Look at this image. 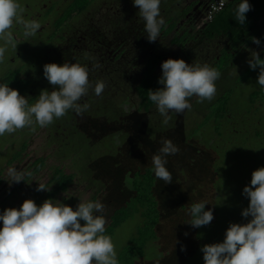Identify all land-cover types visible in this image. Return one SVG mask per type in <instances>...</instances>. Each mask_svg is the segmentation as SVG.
Wrapping results in <instances>:
<instances>
[{"label":"rangeland","instance_id":"rangeland-1","mask_svg":"<svg viewBox=\"0 0 264 264\" xmlns=\"http://www.w3.org/2000/svg\"><path fill=\"white\" fill-rule=\"evenodd\" d=\"M58 1L54 0L53 6ZM17 2L26 20H32L43 11L42 3H49L48 0ZM47 12L49 19L58 17L52 8L43 11L39 23ZM11 31L18 32L19 36L23 34L22 26L15 23ZM172 38V34L164 35L147 43V50L136 54L138 62H144L152 54L151 50L163 52V49L168 59H176L180 43L173 45ZM3 45L0 40V46ZM210 47L214 57L203 58L200 65L224 69L215 82L214 99L199 103L193 96L189 100L191 110L186 109L182 114L170 111L171 119L167 124L163 123L164 117L156 105L147 113L139 108L140 98L137 93L132 94V86L138 81V77H134L120 86L119 92L124 91V97L111 99L118 93L105 87L103 94L108 97H104L99 106L90 102L92 108L88 110L92 112L87 116H76L73 111L68 118L47 127L34 122L0 136V214L7 208L19 209L26 199L42 205L46 191H36L38 183L50 187L54 168L63 166L66 172L74 174V179L68 190L61 192L53 202L59 201L73 210L80 202H101L107 221L104 235L111 237L118 260L144 219L140 213H134L110 231L112 213L131 200L135 171L151 165L161 140L170 139L179 148L177 154L166 157V167L173 180L165 184L155 177L153 190L160 213L156 238L147 245L145 256L134 264H204L200 250L203 245L223 242L230 223L243 224L251 219L241 215L249 204L242 192L250 185L252 172L264 167V102L251 105L248 101L250 91L260 86L257 83L259 70H252L247 63L250 50L261 54L264 44L257 46L251 42L234 52L230 40L223 35L212 41ZM227 47L233 51L232 60L227 65L224 60L215 64V56ZM9 54L7 47L4 60L0 62V85ZM162 62L158 69L161 76ZM223 89L227 95L233 91V96L229 113L218 131L211 120L210 107ZM41 156L44 164L34 170L33 163ZM12 167L31 175L10 185L7 170ZM197 202L206 203L205 210H213L210 225L194 228L189 224L190 205ZM2 226L0 222V228ZM182 245L185 251H181Z\"/></svg>","mask_w":264,"mask_h":264},{"label":"clouds","instance_id":"clouds-1","mask_svg":"<svg viewBox=\"0 0 264 264\" xmlns=\"http://www.w3.org/2000/svg\"><path fill=\"white\" fill-rule=\"evenodd\" d=\"M161 0H133L138 15L143 19L149 42H155L164 20L160 17ZM252 10L248 0H241L235 10V20L244 25L246 14ZM23 8L17 0H0V62H3L7 47L13 49L19 44L11 31L14 23L22 26L25 37L35 36L41 25L35 19L26 20ZM260 45V39L250 38ZM247 60L252 70L259 67L257 83L264 88V59L258 51L250 50ZM100 67V65H95ZM162 76L158 83L163 85L155 91H148V98L156 105L167 124L170 111L182 114L191 110L190 98L197 102L211 101L216 95L215 82L221 73L208 64H188L183 59L169 58L162 62ZM44 77L53 86L52 91L41 90L35 104L29 105L28 98L8 85H0V136L12 134L18 129L31 126L34 122L47 127L54 119L62 118L69 110L77 115L86 112L90 105L79 101L88 95L89 89L101 96L104 81H89V69L77 63H48L43 66ZM179 148L170 140L162 139L158 153L152 157L155 177L170 184L172 173L167 169L169 155H175ZM12 182L24 181L25 173L15 167L7 170ZM38 183L36 191H49ZM242 195L249 199L248 207L242 210L247 223H230L223 242L203 245L204 264H264V167L252 172L250 185L243 188ZM206 203L190 205L192 217L189 224L194 228L210 225L214 219L213 210H205ZM105 206L99 202H80L76 209L59 201L46 199L42 205L26 199L19 209L7 208L0 214V264H118L115 246L111 237L104 235ZM99 213V214H97ZM81 221L84 223L81 224ZM187 235V233H185ZM178 243V241H177ZM181 246V251H185Z\"/></svg>","mask_w":264,"mask_h":264},{"label":"flooded vegetation","instance_id":"flooded-vegetation-1","mask_svg":"<svg viewBox=\"0 0 264 264\" xmlns=\"http://www.w3.org/2000/svg\"><path fill=\"white\" fill-rule=\"evenodd\" d=\"M48 1L49 3L41 4V9L48 11L54 8L58 17L49 19L50 13L47 12L35 36H19L18 32H13L19 44L16 49L8 46L10 54L5 62L6 69L18 70L23 73L25 80H32L30 88L22 96L28 100L34 97L33 104L40 95L39 82L36 80H47L42 73L45 64L63 65L66 62L85 66L89 69V81L93 86L97 81H104L109 90L118 93L111 97L115 99L125 96L124 91L119 92L124 82L134 77L141 79L146 68L145 61L149 56L161 55L157 71L161 62L168 59L163 53L164 49L163 52L151 50L152 54L144 62H138L136 54L146 51L149 41L144 29L145 22L138 15L139 9L134 7L133 0H88L84 8L76 5V0H59L54 6V0ZM210 1L161 0L160 17L164 24L159 37L172 34V44H178L179 41L181 45H177L179 50L175 55L176 59L200 65L203 58L207 59L210 55L214 57L210 44L223 35L210 37L206 34V27L212 20L207 19ZM43 11L37 13L33 19L40 21ZM65 13L69 14L62 24L57 25V21ZM174 39L176 42H173ZM217 56L219 58V54ZM97 64L100 67H95ZM136 84L132 86V94L137 93ZM48 88L49 92L53 90L51 84ZM105 95L102 93L101 96H96L90 88L88 95L79 103L89 104L93 101L94 106H99L103 98L108 97ZM140 109L146 113L151 111V108ZM71 112L68 113L70 116L73 114L72 110ZM91 112L90 109L81 116H87Z\"/></svg>","mask_w":264,"mask_h":264},{"label":"trees","instance_id":"trees-1","mask_svg":"<svg viewBox=\"0 0 264 264\" xmlns=\"http://www.w3.org/2000/svg\"><path fill=\"white\" fill-rule=\"evenodd\" d=\"M80 8H84L88 0H76ZM75 2V3H76ZM241 0H229L227 5L220 10L214 18L208 23L206 27V34L212 36L225 35L231 42L232 50L234 52L241 48L242 45L251 43V37L260 39L261 44H264V0H248L252 5V10L246 14V22L244 25H240L235 20V10ZM73 7H76L73 5ZM69 13H65L57 21V25L63 23L64 18ZM230 48H224L220 52L219 58L216 55L215 64L219 61H225L226 65L232 60ZM226 55L225 58H222ZM260 58L264 59V51L260 54ZM161 55L149 56L145 61V70L141 79L137 81L136 92L140 97V108L150 109L155 104L148 98L149 90H157L163 88V85L158 83L161 77L157 71V67ZM22 68V67H21ZM256 71L259 70L257 67ZM224 71L223 68L217 70L219 72ZM43 73V70H42ZM23 73L18 70L6 69L1 80V85H8L10 88L16 89L22 95L30 88L32 80H25L22 76ZM38 81L39 93L41 90H48V80H36ZM37 83V82H36ZM227 89V88H225ZM223 89L220 94L217 95L215 101L210 107L211 120L214 122L215 128L219 131L220 126L223 124V119L230 110V103L233 96V91L230 95ZM34 98V97H33ZM33 98L28 100L29 105H33ZM112 103L113 100H110ZM248 101L252 105L257 101L264 102V88L258 86L250 91L248 95ZM119 107V106H118ZM212 108V109H211ZM118 109V108H117ZM70 113L71 110H69ZM67 112L66 118L70 116ZM118 110L116 111V113ZM65 116L59 119H54L53 124L64 119ZM229 119H232L231 114ZM232 122V121H231ZM233 128V127H232ZM221 134V133H220ZM64 143H62L63 145ZM26 147V141L23 142V149ZM44 164V158L38 157L33 163L34 170H38ZM154 166L148 165L145 170L138 169L135 171V178L133 181L134 193L129 202L118 207L111 216L110 231H113L117 226L121 224L125 219L133 215L134 213H140L144 219V223L139 227L137 235L127 244L120 256L118 257V264H134L136 260L143 258L146 254L147 245L156 238V226L159 221V209L157 200L155 198L153 186L155 181ZM74 179V174L66 172L63 166H56L53 170V174L50 178L49 191L45 193V200H54L61 192L68 190L69 185Z\"/></svg>","mask_w":264,"mask_h":264},{"label":"built area","instance_id":"built-area-1","mask_svg":"<svg viewBox=\"0 0 264 264\" xmlns=\"http://www.w3.org/2000/svg\"><path fill=\"white\" fill-rule=\"evenodd\" d=\"M229 0H211L208 8L207 19H213L214 16L222 10Z\"/></svg>","mask_w":264,"mask_h":264}]
</instances>
